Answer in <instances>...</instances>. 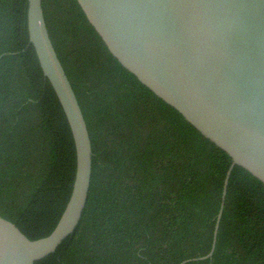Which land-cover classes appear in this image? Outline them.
<instances>
[{
	"label": "trees",
	"instance_id": "1",
	"mask_svg": "<svg viewBox=\"0 0 264 264\" xmlns=\"http://www.w3.org/2000/svg\"><path fill=\"white\" fill-rule=\"evenodd\" d=\"M29 0H0V215L49 235L72 193L77 151L28 30ZM48 30L93 144L76 232L36 264H264V183L110 52L78 0H43Z\"/></svg>",
	"mask_w": 264,
	"mask_h": 264
},
{
	"label": "water",
	"instance_id": "2",
	"mask_svg": "<svg viewBox=\"0 0 264 264\" xmlns=\"http://www.w3.org/2000/svg\"><path fill=\"white\" fill-rule=\"evenodd\" d=\"M119 62L264 183V0H78ZM28 30L44 75L69 120L77 170L66 208L47 236L30 239L0 215V264H36L78 229L87 205L93 144L82 107L59 58L43 0H29ZM187 261L182 262L185 264Z\"/></svg>",
	"mask_w": 264,
	"mask_h": 264
}]
</instances>
